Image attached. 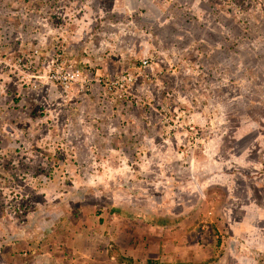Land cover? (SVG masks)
<instances>
[{
	"label": "rangeland",
	"instance_id": "374dc122",
	"mask_svg": "<svg viewBox=\"0 0 264 264\" xmlns=\"http://www.w3.org/2000/svg\"><path fill=\"white\" fill-rule=\"evenodd\" d=\"M158 214L245 264L216 246L264 225V0H0V264H128Z\"/></svg>",
	"mask_w": 264,
	"mask_h": 264
},
{
	"label": "crops",
	"instance_id": "0c3cea01",
	"mask_svg": "<svg viewBox=\"0 0 264 264\" xmlns=\"http://www.w3.org/2000/svg\"><path fill=\"white\" fill-rule=\"evenodd\" d=\"M248 206L250 208H255V205L253 204ZM231 223L232 222H229L227 235H231L229 242L234 243L232 244L233 248L231 247V250H227L225 245H220V247L216 246V253L221 254L223 251H229L228 257L243 258L245 264H255L256 256L252 249L258 248L259 250H264V225L260 224L256 226L253 221H246L244 222V225L247 226V229L244 233H241L237 231V228L241 226L237 227L235 224ZM183 224H185L184 221L180 222L178 226L174 225L173 227H168L167 231H164L160 225H155L153 223L143 225L146 232L142 234V237H140L139 240L137 238L134 239L132 245L127 250L129 253L127 256L146 261L148 256L158 254L159 257L163 261H167V263H178L180 261L186 264H195V257L200 251L209 256L208 247L197 249L194 246L189 245L190 242L187 241L188 239L183 235ZM240 237H246L247 239L245 238V240L247 241V244L240 246L239 243H237ZM212 246L213 245H211L210 249H214ZM235 246L237 248H235ZM130 253L132 255H130ZM231 253L236 256H232ZM209 257H206L205 259L209 260Z\"/></svg>",
	"mask_w": 264,
	"mask_h": 264
},
{
	"label": "built area",
	"instance_id": "2783aa9c",
	"mask_svg": "<svg viewBox=\"0 0 264 264\" xmlns=\"http://www.w3.org/2000/svg\"><path fill=\"white\" fill-rule=\"evenodd\" d=\"M148 63V59L144 60V64ZM80 76V72H74V70H70V71H65L63 69V67L59 64L58 60L53 62V70L50 74V79H52L53 81H57L62 83L63 87L68 89V87H70V78H77ZM75 80V79H72ZM71 80V81H72ZM115 80V79H114ZM117 82H110V86L111 87H115L118 83L119 85H123L124 82L121 81V78L116 79Z\"/></svg>",
	"mask_w": 264,
	"mask_h": 264
},
{
	"label": "trees",
	"instance_id": "16d2710c",
	"mask_svg": "<svg viewBox=\"0 0 264 264\" xmlns=\"http://www.w3.org/2000/svg\"><path fill=\"white\" fill-rule=\"evenodd\" d=\"M168 214H158L154 217L153 224L160 225V226H167V227H173L174 225H177L181 221H183L187 216L186 215H180L174 218L169 217ZM124 259V258H123ZM128 264H166L162 262L159 259H153L150 258L146 262H137L133 258H127Z\"/></svg>",
	"mask_w": 264,
	"mask_h": 264
},
{
	"label": "clouds",
	"instance_id": "9594fccd",
	"mask_svg": "<svg viewBox=\"0 0 264 264\" xmlns=\"http://www.w3.org/2000/svg\"><path fill=\"white\" fill-rule=\"evenodd\" d=\"M143 64H144V60H143ZM78 72H80V71H78ZM127 257H129V256H127ZM133 259L135 260V261H137V262H139V261H142V260H140V259H135L134 257H133ZM150 259V258H149ZM148 260V259H147Z\"/></svg>",
	"mask_w": 264,
	"mask_h": 264
}]
</instances>
